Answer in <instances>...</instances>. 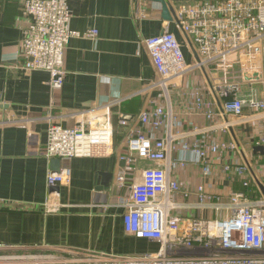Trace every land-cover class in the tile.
I'll return each mask as SVG.
<instances>
[{
	"label": "built area",
	"instance_id": "obj_1",
	"mask_svg": "<svg viewBox=\"0 0 264 264\" xmlns=\"http://www.w3.org/2000/svg\"><path fill=\"white\" fill-rule=\"evenodd\" d=\"M69 1L23 2L22 14L29 21L22 33L23 69L48 73L53 91L61 89L64 82L66 45L70 38L79 36L69 29ZM168 2L198 61L187 64L181 44L166 29L143 41L166 104L143 110L136 129L128 120L118 121L127 131L118 156L123 169L114 179L119 193L117 205L124 208V232L155 242L158 248L139 255L59 249L57 254H38L0 245V264H264V198L252 200L242 192L223 197L209 191L204 183L197 184L192 192L183 191L172 176L174 168L190 164L199 167L202 180H209L214 172L213 159L237 150L224 136L235 123L244 121L243 108L263 113L264 121V100L253 88L264 84V0ZM84 35L90 38L96 32ZM194 71L202 72L210 91L223 103L219 110L198 85L189 86L182 114L201 117L208 124L185 129L181 117L172 111L167 85ZM244 86L249 87L247 93ZM116 104L119 102L114 100L79 112L78 123L72 127L48 124L40 154L47 161L59 162L111 156V108ZM209 134L221 139L207 143ZM173 152L178 156L172 161ZM222 170L238 178L243 187L249 185L246 165L225 163ZM70 175L69 166L64 165L57 172L47 173L46 184L50 188L66 184ZM194 211L199 214L192 215ZM205 212L214 218L199 216Z\"/></svg>",
	"mask_w": 264,
	"mask_h": 264
},
{
	"label": "crops",
	"instance_id": "obj_2",
	"mask_svg": "<svg viewBox=\"0 0 264 264\" xmlns=\"http://www.w3.org/2000/svg\"><path fill=\"white\" fill-rule=\"evenodd\" d=\"M159 1L70 0L69 29L79 36L70 38L66 45L64 82L61 89L53 91L48 73L23 69L22 33L29 23L22 14L24 0H0V245L38 254H57L59 249L139 255L158 248L155 242L124 232V208L117 205L119 193L114 179L123 169L118 156L127 128L119 126L121 116L136 129L143 110L166 104L143 41L166 29L181 44L186 63L195 62L178 24L163 20ZM90 31L96 35L85 37ZM193 85H198L217 109L223 103L210 91L201 71L170 82L169 102L185 129L208 124L201 117L182 114L186 89ZM253 88L264 100V84ZM248 89L243 87L245 93ZM114 100L119 104L111 108L113 154L60 162L59 168L68 165L71 170L69 182L48 187L47 173L59 170L40 154L48 124L75 126L79 112ZM242 117L244 121L235 123L224 136L237 150L213 159L212 178L202 180L195 165L172 170L183 191L192 192L197 184L204 183L209 191L223 197L242 192L252 200L263 198L256 181L264 188V157L252 153L253 147L263 146V113L243 108ZM220 139L209 134L206 142ZM177 156L173 152L171 160ZM225 163L246 165L249 185L243 187L238 178L224 173ZM199 216L214 218L209 212Z\"/></svg>",
	"mask_w": 264,
	"mask_h": 264
},
{
	"label": "water",
	"instance_id": "obj_3",
	"mask_svg": "<svg viewBox=\"0 0 264 264\" xmlns=\"http://www.w3.org/2000/svg\"><path fill=\"white\" fill-rule=\"evenodd\" d=\"M159 3L161 5V15H162L163 20L164 21H169V22H176L178 24L176 18L174 17L173 9H172L171 5L169 4L168 0H160ZM186 39L188 41L187 43H188L189 47L193 51L195 60L198 61V57H197V55H196V53H195V51L193 49V46L191 45V43H190V41L188 40L187 37H186ZM218 106H219V110H221V105L219 104ZM121 119L125 120L126 118H125V116H121ZM240 152H241V154H243L242 151H240ZM252 153L254 155L259 154L261 156H264V146H255V147H253L252 148ZM245 162L247 163L246 160H245ZM51 164H52V168L58 169L59 165H60V162H59V160H52ZM256 184L259 187V189H260V191L262 193V196L264 198V188L257 181H256Z\"/></svg>",
	"mask_w": 264,
	"mask_h": 264
},
{
	"label": "rangeland",
	"instance_id": "obj_4",
	"mask_svg": "<svg viewBox=\"0 0 264 264\" xmlns=\"http://www.w3.org/2000/svg\"><path fill=\"white\" fill-rule=\"evenodd\" d=\"M66 236H68V234H66Z\"/></svg>",
	"mask_w": 264,
	"mask_h": 264
}]
</instances>
